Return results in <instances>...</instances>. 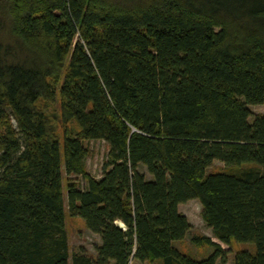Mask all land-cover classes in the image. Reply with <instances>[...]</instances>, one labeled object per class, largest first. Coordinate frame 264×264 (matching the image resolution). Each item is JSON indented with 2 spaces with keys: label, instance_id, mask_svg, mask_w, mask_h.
I'll list each match as a JSON object with an SVG mask.
<instances>
[{
  "label": "trees",
  "instance_id": "1",
  "mask_svg": "<svg viewBox=\"0 0 264 264\" xmlns=\"http://www.w3.org/2000/svg\"><path fill=\"white\" fill-rule=\"evenodd\" d=\"M256 104L264 0H0V264L224 262L207 236L191 239L211 248L200 258L174 246L190 199L219 242L254 245L234 264H264ZM89 139L108 144L99 178ZM214 160L254 166L207 172ZM66 213L99 235L94 256L69 253Z\"/></svg>",
  "mask_w": 264,
  "mask_h": 264
},
{
  "label": "rangeland",
  "instance_id": "2",
  "mask_svg": "<svg viewBox=\"0 0 264 264\" xmlns=\"http://www.w3.org/2000/svg\"><path fill=\"white\" fill-rule=\"evenodd\" d=\"M41 108H43L45 104V100H40L37 103ZM47 111L53 112L57 111L59 114V100L54 102H47ZM252 114L263 113L264 105L256 104V105H248ZM252 116L249 117V121H251ZM62 121L60 118L57 120V133L60 136V142H62V130H63ZM72 125V124H69ZM74 125V124H73ZM84 146L87 149V156L85 157L84 170L90 176L95 178H99L102 172V164L106 157V153L108 150V144L106 141L102 139H89L83 141ZM254 166L252 163H245L241 166H230L225 165L223 162L218 160H214L212 164L207 168V172H218V171H231L236 169H241L243 167ZM137 171L142 173L146 179H150L151 175L146 171V168L143 165L137 166ZM70 178L75 179L80 188H85L86 181L80 175L73 176L70 175ZM179 212H181L190 224V228L188 229L185 237L182 240L174 241V246L180 250L181 252L193 257L200 258L202 256L207 255L211 248L205 245L197 246L195 245L191 239L194 236H207L215 242L220 243V246L226 251V259L224 262L220 260L216 261V264H234V255L236 252L241 250H247L249 252H253L255 250L254 245L252 243L245 242H236L231 240L229 244H224L219 242L212 234L211 229L207 226V224L201 218V205L197 199H190L178 206ZM66 231L68 238V247L69 253L72 254L74 252L79 251L80 248H83L89 255H95V246L100 244L99 235L88 230L80 217L70 216L66 213ZM118 224V222H117ZM130 264H148L147 262H139L137 260H131Z\"/></svg>",
  "mask_w": 264,
  "mask_h": 264
}]
</instances>
